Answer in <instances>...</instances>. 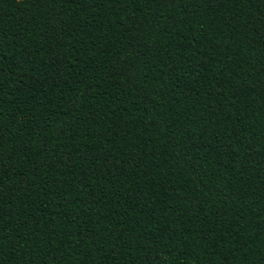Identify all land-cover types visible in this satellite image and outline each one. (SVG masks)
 <instances>
[{
    "label": "trees",
    "instance_id": "trees-1",
    "mask_svg": "<svg viewBox=\"0 0 264 264\" xmlns=\"http://www.w3.org/2000/svg\"><path fill=\"white\" fill-rule=\"evenodd\" d=\"M0 264H264V0H0Z\"/></svg>",
    "mask_w": 264,
    "mask_h": 264
}]
</instances>
